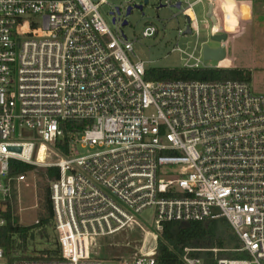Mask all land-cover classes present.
Segmentation results:
<instances>
[{"label":"built area","instance_id":"2783aa9c","mask_svg":"<svg viewBox=\"0 0 264 264\" xmlns=\"http://www.w3.org/2000/svg\"><path fill=\"white\" fill-rule=\"evenodd\" d=\"M212 1L180 0L191 34L199 30L193 7ZM104 4L0 0V226L5 202L25 179L9 175L10 161L38 166L49 147L59 153L57 145L67 143V154L43 163L59 172L49 183L59 251L12 264H155L164 222L220 217L249 259L217 264H262L264 95L244 81L145 80V62L133 50L137 39L123 31L127 10L143 3L110 6L113 30L99 11ZM185 29L178 34L187 35ZM155 33L151 25L141 36ZM211 33L223 32L211 26ZM202 61L191 53L183 68H206ZM66 121L85 125L68 130L60 126ZM77 148L98 151L81 156ZM149 208L156 231L149 248L143 244L131 258L93 256L94 240L142 230L139 216ZM184 251L185 264H203L188 256L192 249ZM0 264H6L2 248Z\"/></svg>","mask_w":264,"mask_h":264},{"label":"rangeland","instance_id":"374dc122","mask_svg":"<svg viewBox=\"0 0 264 264\" xmlns=\"http://www.w3.org/2000/svg\"><path fill=\"white\" fill-rule=\"evenodd\" d=\"M125 1L106 0L107 4L100 7L99 11L110 30H113L114 27L109 7L124 4ZM132 1L134 2L133 5L143 3V0ZM168 1L173 3L175 0H150L147 5H143L142 10L134 8L127 17L128 24L123 29L124 34L129 40L137 39L133 43V50L136 59L145 62V70L151 68H183L188 55L191 53L195 58L202 60V45L208 44L212 47L218 45L210 41L211 22L205 13L206 5L202 3L193 7L198 21V35L192 33L180 36L178 30L185 29L186 18L180 10L165 6ZM193 1L188 0L189 3ZM250 1L252 2L249 3ZM222 3L223 9L214 11L218 26L221 24L220 28L216 27L215 29L230 35L225 43L226 59L219 63L221 66L249 71L251 92L264 95V0H223ZM160 5L163 7L158 9ZM186 6L187 4L184 3L182 8ZM187 13L193 16L191 10H188ZM151 25L156 28L155 35L143 38L141 36L142 31ZM202 62L204 67L218 64L216 62ZM20 135L28 138L30 132L21 131ZM77 149L81 156L98 151L97 148ZM59 151L58 153L55 148L49 147L42 164L36 166L35 171L28 173L25 179L16 185L17 198L14 214L18 225L23 227L35 226L41 217L47 216L43 194L45 189H49L50 182L43 176L46 169L43 165L53 163L60 157L59 154H65L60 147ZM42 153L43 150L39 154L40 161L43 159L44 153ZM139 220L143 226L142 230L135 226L111 237L94 240L92 244L93 256L101 260L131 258L139 255L143 244L149 248L152 244L149 234L156 233L154 210L149 208L143 211ZM49 222L46 230L41 231L39 228H34V240L30 244V247L33 248L28 250L27 256L38 258L43 251L58 249L51 219ZM247 259H249L248 255L243 257V260ZM261 263L264 264V261Z\"/></svg>","mask_w":264,"mask_h":264},{"label":"trees","instance_id":"16d2710c","mask_svg":"<svg viewBox=\"0 0 264 264\" xmlns=\"http://www.w3.org/2000/svg\"><path fill=\"white\" fill-rule=\"evenodd\" d=\"M223 1V0H222ZM223 9V7H222ZM148 81H244L250 82V72L238 68H151L145 72ZM85 122L66 121L61 122V127L68 130H81ZM61 151L67 153V143L64 140L60 145ZM36 170V166L23 162L11 160L9 163V175L12 177L25 176ZM44 178L51 182L59 177L55 168H46ZM17 198L16 186L3 206L1 216L5 224L0 226V248L3 250L6 264H12L18 259H32L27 256L28 250L32 249L30 244L34 240L33 230L39 228L41 231L52 222V207L50 201V190L45 189L43 194L44 207L47 216L41 217L35 226L23 227L18 225L14 214ZM52 225V224H51ZM32 231V232H31ZM42 232V237H43ZM58 248V245H57ZM192 249L188 256L193 259L202 260L203 264H217L218 259L243 260L248 255L240 251L242 242L225 217L207 219L192 222H164L155 249V264H185L183 256L185 249ZM212 249L218 251L214 253ZM59 249L55 251L46 250L39 256L47 254L56 256ZM249 257V255H248Z\"/></svg>","mask_w":264,"mask_h":264},{"label":"water","instance_id":"95a60500","mask_svg":"<svg viewBox=\"0 0 264 264\" xmlns=\"http://www.w3.org/2000/svg\"><path fill=\"white\" fill-rule=\"evenodd\" d=\"M148 4V0H143V5H147ZM163 5H160L158 7L162 8ZM173 8L180 10V0H176V3L172 6ZM143 6H137L138 10H142ZM212 8H213V4L209 3L207 6V11H206V16L207 18L210 20L211 22V26L213 28L219 27L221 26V24L219 26H216L217 22H216V17L212 12ZM127 14H130V8L127 10ZM126 21L123 23V25H126ZM216 26V27H215ZM220 28V27H219ZM185 34H191V30L189 28V19L186 18V29H185ZM210 41L213 43L218 44L217 46H210L208 44H204L201 47V55H202V59L204 62H216L219 63L221 61H223L226 58V51H225V47L223 46V44L227 41V35L222 33V34H210ZM13 150L19 151V148H14ZM105 264H115V263H105Z\"/></svg>","mask_w":264,"mask_h":264},{"label":"crops","instance_id":"0c3cea01","mask_svg":"<svg viewBox=\"0 0 264 264\" xmlns=\"http://www.w3.org/2000/svg\"><path fill=\"white\" fill-rule=\"evenodd\" d=\"M222 2H223L222 0H217L218 7H216L215 10H222V7H223V3ZM200 4H202V3H200ZM203 4L208 6L209 3L204 2ZM206 11H207V9H206ZM206 11H205V13H206ZM206 68H232V67H230V66H221L220 63H218V64H216L214 66H209V67H206Z\"/></svg>","mask_w":264,"mask_h":264},{"label":"bare ground","instance_id":"6f19581e","mask_svg":"<svg viewBox=\"0 0 264 264\" xmlns=\"http://www.w3.org/2000/svg\"><path fill=\"white\" fill-rule=\"evenodd\" d=\"M213 2H214V3H213ZM213 2H210V3L213 4L212 12H213V14H214L215 8L218 7V5H217V0H214ZM214 15H215V14H214ZM215 17H216V16H215ZM216 22H217V23H216V24H217L216 26H218L217 18H216ZM216 26H215V27H216ZM40 152H41V150H40ZM40 152H39V154H40ZM39 154H38V157H39ZM42 154H43V153H42Z\"/></svg>","mask_w":264,"mask_h":264}]
</instances>
